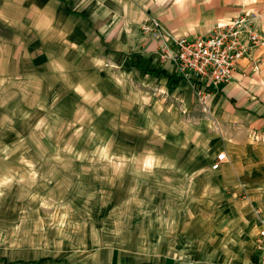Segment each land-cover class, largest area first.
<instances>
[{
  "label": "rangeland",
  "instance_id": "1",
  "mask_svg": "<svg viewBox=\"0 0 264 264\" xmlns=\"http://www.w3.org/2000/svg\"><path fill=\"white\" fill-rule=\"evenodd\" d=\"M136 5L0 0V264L261 260L264 136L212 170L210 96L126 62Z\"/></svg>",
  "mask_w": 264,
  "mask_h": 264
},
{
  "label": "crops",
  "instance_id": "2",
  "mask_svg": "<svg viewBox=\"0 0 264 264\" xmlns=\"http://www.w3.org/2000/svg\"><path fill=\"white\" fill-rule=\"evenodd\" d=\"M134 8L132 31L137 33L136 40L128 43L126 47L128 51H136L135 54L130 53L126 56V62L128 63L129 56L140 57L164 68L174 76H178L174 62H164L160 59L159 50L166 41L173 44L182 38L205 35L214 26L227 25L243 12L258 17V28L264 34V0H138V5ZM156 22L159 23L158 27ZM143 26H148L149 31L143 33L141 31ZM257 56L264 64V45L259 48ZM240 65V72L236 73L234 81L214 89L208 101V109L223 131L221 139L225 141L224 154L227 155V159L231 151L228 147L238 146L237 139H246L252 134L264 136V65L257 76L247 78L241 76V73L248 69L247 62L243 61ZM136 71L144 73L139 68ZM154 78L171 85L165 77ZM181 81L187 82L182 79ZM181 83L171 86L178 87ZM223 166L222 163L219 169ZM169 261L165 260V264ZM261 263L257 254L248 262ZM107 264H111V260Z\"/></svg>",
  "mask_w": 264,
  "mask_h": 264
},
{
  "label": "built area",
  "instance_id": "3",
  "mask_svg": "<svg viewBox=\"0 0 264 264\" xmlns=\"http://www.w3.org/2000/svg\"><path fill=\"white\" fill-rule=\"evenodd\" d=\"M258 17L243 12L227 25H216L211 31L197 38H182L160 48V59L173 61L178 76L191 83L202 103L220 85H228L240 72V64L247 62L248 69L242 78L257 76L262 71L263 62L257 52L264 45V34L258 28ZM156 26L159 23L156 22ZM227 161V155L218 154L213 171ZM259 214V213H258ZM258 249L264 264V214L260 218Z\"/></svg>",
  "mask_w": 264,
  "mask_h": 264
},
{
  "label": "trees",
  "instance_id": "4",
  "mask_svg": "<svg viewBox=\"0 0 264 264\" xmlns=\"http://www.w3.org/2000/svg\"><path fill=\"white\" fill-rule=\"evenodd\" d=\"M128 64L130 67L132 68H136V69H140L142 70L146 75L149 76H154L156 78H161V77H165L168 79V82H170L171 85H178L180 84L181 78L178 76H174V75H170L164 68L151 64L148 60H144L141 59L140 57H133V56H129L128 57ZM209 94H212L213 91L212 90H208ZM5 262L3 259L0 260V262ZM46 261H50L49 259H42L41 261H39L38 263L41 262H46ZM37 263V264H38ZM18 264H36L33 262H23L22 263L18 262Z\"/></svg>",
  "mask_w": 264,
  "mask_h": 264
}]
</instances>
